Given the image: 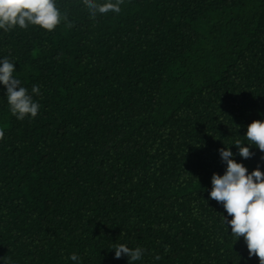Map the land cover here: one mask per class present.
Instances as JSON below:
<instances>
[{
  "label": "trees",
  "instance_id": "1",
  "mask_svg": "<svg viewBox=\"0 0 264 264\" xmlns=\"http://www.w3.org/2000/svg\"><path fill=\"white\" fill-rule=\"evenodd\" d=\"M54 2L52 31L0 29L40 106L18 120L0 83V264H129L119 244L144 250L130 264H260L209 193L222 147L264 172L246 138L264 121V0H121L95 18Z\"/></svg>",
  "mask_w": 264,
  "mask_h": 264
},
{
  "label": "clouds",
  "instance_id": "2",
  "mask_svg": "<svg viewBox=\"0 0 264 264\" xmlns=\"http://www.w3.org/2000/svg\"><path fill=\"white\" fill-rule=\"evenodd\" d=\"M120 2L121 0H117L116 3L107 2L101 5L95 0H84L93 18L97 13L112 11L118 14L121 11ZM60 22L61 13L54 0H0V29L5 31L17 25L26 28L29 24L52 31ZM13 72L14 64L9 59L0 61V83L6 87L11 113L18 120H23L28 114L35 118L40 106L34 102L28 90L20 86L21 82L13 76ZM32 93L39 95V87L33 85ZM4 135L5 132L0 130V139H3ZM246 138L250 142L248 145L254 144L264 152V121H253L248 125ZM233 145L245 159L254 155L250 147L244 146L240 140L235 141ZM218 151L221 161L226 164V171L222 176L213 173L210 198L222 203L231 217L229 220L223 216V221L230 225L231 235L235 240L243 237L249 257L256 256L260 264H264V172L258 166L249 173L242 163L235 161L233 152L227 146ZM113 249L116 259L124 254L129 257V264L140 260L144 251L140 247L130 249L124 244L115 245ZM70 259L77 261L79 258L73 253ZM155 259L159 260L160 256L157 255ZM4 264L7 262L4 261Z\"/></svg>",
  "mask_w": 264,
  "mask_h": 264
}]
</instances>
